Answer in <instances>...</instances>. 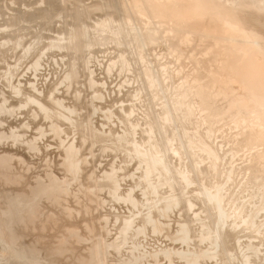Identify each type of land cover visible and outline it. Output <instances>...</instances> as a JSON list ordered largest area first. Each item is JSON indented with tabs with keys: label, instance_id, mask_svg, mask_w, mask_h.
<instances>
[{
	"label": "bare ground",
	"instance_id": "1",
	"mask_svg": "<svg viewBox=\"0 0 264 264\" xmlns=\"http://www.w3.org/2000/svg\"><path fill=\"white\" fill-rule=\"evenodd\" d=\"M67 1L48 0L27 16L17 11L4 16L0 146L25 144L37 153L41 138L50 133L63 147L57 155L62 167L78 175L89 143L87 154L103 174L92 191L102 202L109 200L108 206L123 205L133 213L121 234L134 227L140 235L149 226L158 232L157 209L167 218L184 219L183 243L195 239L190 235L195 222L214 236L206 251H174L184 264H264V0ZM41 75L43 92H37ZM102 109L108 112L99 121ZM13 120L20 124L9 126ZM32 126H38L35 137L16 138L19 129ZM7 152L0 158V181L9 184L16 178L4 173L13 164ZM131 164L127 181L123 172ZM18 198L0 210V264H47L33 246L20 248V230L12 234L17 217L20 223L24 219ZM145 212L138 223L135 217ZM29 220L17 228L29 233ZM113 244L107 243L108 250ZM243 246L251 253L243 254ZM79 260L72 255L70 263Z\"/></svg>",
	"mask_w": 264,
	"mask_h": 264
},
{
	"label": "rangeland",
	"instance_id": "2",
	"mask_svg": "<svg viewBox=\"0 0 264 264\" xmlns=\"http://www.w3.org/2000/svg\"><path fill=\"white\" fill-rule=\"evenodd\" d=\"M45 1H48V0H45ZM45 1L44 0H21V1L20 0H0V5H1L0 14L2 13V15H0V21L2 19L0 25H2V23L4 24L5 23L4 21H6V18L4 16L8 15V17H9V16H11V14L14 16L17 15V13H15L14 11H17L18 16H20V17H22L24 15V13H25L24 16H27L26 12L28 14V12H32L33 8L38 9L39 6L41 8V6L45 5L44 4ZM68 1H67V3H69ZM26 10H28V11H26ZM13 13H15V14H13ZM21 14H23V15H21ZM3 17L5 18V20L3 19ZM36 29H37V31L39 30V28H36ZM19 71L22 72L23 67H20ZM40 74L43 75L44 72H42ZM47 74H48V72H47ZM42 75L37 77L38 79H37V81H35L36 84L39 82L37 84L38 86L36 85L37 86L36 87L37 92L38 91L43 92V91H41V89L43 88V82L45 81V78ZM23 76H25V78H29L30 72L28 70H25V72L23 73ZM101 77H103V75H101L100 78ZM47 82H48V80H47ZM115 86H116V84H113L111 86L112 87L111 89H113ZM37 92L35 91V93H37ZM103 92L105 95H108L107 89H104ZM113 97H114V94H113ZM2 100H3V98L1 99V97H0V104L2 103ZM102 110H101L102 112H100L101 118L99 117V121H104V119H105L104 116L108 112V110H106V109H102ZM114 120L118 121L116 116L114 117ZM17 121H20V119ZM95 121H97V120H95ZM37 122L40 123V121H38V120H37ZM11 123H12V125H11ZM18 123L19 122L16 123V121L14 123V120H13V122L12 121L7 122V124L9 126L11 125V127L17 126ZM7 124H6V126H7ZM113 126H115V124H113ZM32 127H34L33 130L31 128H29V130H28L27 127L22 128L25 131H23L22 129H19L20 130V132L18 134L19 136H16V138L22 137V138H24V140H26L30 136L35 137V134H37V132H38V130H37L38 126H36V127L32 126ZM105 128H107V127H105ZM43 129H45V126H43ZM5 130L8 131L9 130L8 127ZM27 131H29V132H27ZM8 132H11V131H8ZM24 133L26 134V137H25ZM27 133H28V135H27ZM11 134H12V132H11ZM51 137H52L51 134L47 133L46 136H43L41 138V140L38 144L40 147L39 148L40 150H38L37 153L35 152L37 149L36 150L34 149V153L32 152L33 151L32 149H31L32 151L29 150L31 152L30 153L28 151L27 147H25L26 145L22 144V143H21L22 145H20L18 148L16 147L15 149H13L14 147H11L7 144H3L4 146L3 145L0 146V155L3 154L4 152L8 151L7 156L11 155L10 157L13 159V161H11V163L13 162V164H14V165L11 164L12 166L10 165L8 167V169L10 168L11 170H8L6 168V170H4V173L5 172L8 173L7 176L8 175L11 176L13 178V181L16 178L15 179L16 181H14L15 183L12 182V183L8 184V182L4 183L3 181L2 182L0 181V210H4L6 207H8L9 202H11L12 200L15 201L16 200L15 197L16 198L20 197V198H18V199H20V202H22V203L24 202V205L20 204L19 202L17 203V204L21 205L20 209L24 210V211L22 210V212H21L22 214L20 213L21 216H24V219H22L23 221L20 223V220H19L20 216H18L17 221L14 222L15 230L12 231V234L14 235L15 231L17 233L20 230L21 238L18 240V243L20 244L21 249H27V248H30L31 246H33L34 248L37 249V256L40 257V259H43L47 264L48 263L49 264H71L70 259H71L72 255H74V256L77 255L80 259L79 263H81V264H160L159 263L160 261H161V264H184L185 262L183 260H181L177 254H174L175 253L174 251L186 250V251H190L191 253H194V251L197 250L198 248H199L198 250L201 249V250L206 251L207 248H209L211 246V243L213 242L214 236L211 234L209 235L208 232L205 229H203L199 225V223H197V222L193 223V228L196 230L192 231V234H190L195 239H192V240H190L188 242H184V243L182 241H180V240H182V237L185 235L184 232L179 231L181 225L184 222V219L180 218V216L179 217L173 216L171 218L170 217L167 218L164 215H160V212L157 211V209L153 210V212H154L155 216L157 217L155 222L158 224V226H160V230L158 232L154 233L151 229V226H149V229L140 235L136 234L135 233L136 231L135 232L132 231V229H134V227H132V229L130 230L131 232H129L127 230L126 235L124 234L125 231L122 232V234H121V230H122L121 228H122L123 224H125V220L126 219H129V221L133 220V216H131V214L133 215V213L130 210H127L126 206H123V205L120 207L121 209H119L118 206H115V205L113 206V203H110V206H108L109 200H107L106 203L102 202V198H101L102 196L96 195L92 191V188L94 187L93 185L94 184H95V186L97 185L98 180L100 179V176H102L103 174L99 173L98 168H96V167L94 168L96 161H95V164L92 163V161L90 160L91 157L87 154V153H90L89 149L91 148L89 146V143H88V145L86 144L87 146H89V148L85 145L84 147H86V150L84 147L82 150L83 154L85 151V154H84V157H81L84 160L82 162L83 167H82L81 171L77 175V173L73 174V171L70 170L72 172V175H73L72 176V175H70L71 174L70 171L64 170V167H62L63 165L60 162V158H59L60 153L59 152H61L63 150V147L61 148L59 140H55ZM67 137H69V136L68 135L64 136V138H67ZM70 138H72V135L70 136ZM46 139L48 141L47 143H46ZM49 139L52 142H49ZM48 143H51L54 146L53 145H52V147L48 146V148H47ZM44 147L47 149H45ZM46 150H48V151H46ZM39 152H40V154L37 155ZM53 152H55V153H53ZM4 155H5V157L3 155H1L2 157H0L2 161L6 158V154H4ZM57 155H59V156H57ZM85 155H88V156L86 157ZM19 156H20V158H19ZM113 156H115V155H113ZM120 156H123V155L120 154ZM3 157H4V159H2ZM14 157H18L19 159H21V158L22 159H21V161L19 160L20 162H18L17 159L16 160L14 159ZM36 158H38V159H36ZM87 158H88V160H87ZM1 160H0V163H2ZM90 162H91L93 167L91 166ZM21 163L24 164V167H23V164H21ZM118 164H119V162H117L116 165H118ZM132 164L134 165V163H132ZM132 164L129 166L128 169H126L123 172V175L126 173L124 176L126 177L127 181L129 180L128 174L131 173V169L133 167ZM18 165L20 166V168H18L19 167ZM21 165H22V167H21ZM13 166H14V169H13ZM102 166H103V164H102ZM26 167L30 168V169H28L29 172L27 171V169H25ZM84 168L85 169L89 168V170H87V173H86V170ZM91 168H92V171L94 173L90 170ZM12 170H14L15 173L14 172L9 173V171H12ZM22 170H25V171H22ZM47 171H48V173L50 172L49 176L47 174ZM55 171H57L58 173ZM68 172H69V174H68ZM64 173H65V175H64ZM83 173H84V175H83ZM60 174H63V175H60ZM19 175H20V177H18ZM54 175H55V177L58 176V177H56L59 179L58 182L56 179H53ZM75 175H77V176H75ZM49 179H52V181L54 180L56 182L55 183L53 182L54 183L53 184V183H51L52 181L50 182ZM92 179H94V180H92ZM70 180H72V182ZM68 181H70V182H68ZM39 182H41L42 186L40 184H38ZM49 182L51 184V187L53 186L55 190L59 187L61 189L60 188L57 189L58 191L51 189V187H48L50 185ZM60 182L62 184H60ZM59 184H60V186L55 188V186H57ZM85 184H87V185H85ZM43 187H45V188H43ZM47 187L49 188V190L48 189L46 190L48 192V195H47V192L45 191V189ZM38 188L40 189V191H37ZM63 188L65 189V191L63 190ZM43 190H44V192H46L45 194L47 195L48 199L45 196V194L43 193ZM59 190L60 191L62 190L64 192H59ZM164 191H166V187L164 188L163 192ZM54 192L56 193V195L54 194ZM20 193H22V194L26 193L25 196H29V197H25L24 195H23V198L21 197L22 195L17 197V195ZM41 193H43V194L41 195ZM49 193H50V195H49ZM37 194L39 197L37 196ZM43 195L45 196V199H44ZM36 196L38 197L37 198L38 202H36V199H35ZM51 196H52V198H51ZM58 196H59V198H58ZM88 196H90V197H88ZM91 196H93V197H91ZM32 197H33V199H35L34 201H33ZM29 198L32 201H30ZM21 199L22 200L25 199V200L22 201ZM26 199H28L30 201V203H28L29 206L27 205L26 201H28V200H26ZM14 201H12V203ZM256 201L258 202V200H256ZM16 202H14L13 204H15ZM31 203H33V204L31 205ZM166 203H167L166 201H163L162 203H160L158 205V207H164V205ZM22 205L25 207L26 206H28V207L25 208V207H22ZM33 207H35V208L38 207V208L33 210ZM117 207H118V209H117ZM20 209H16L15 211L19 210V212H20L21 211ZM27 210H28V212H27ZM30 211H32L33 215H31ZM135 211H137V210H135ZM195 211H197V208L192 209V212H195ZM34 212L36 214H34ZM17 214H19V213L17 212ZM112 214H113V216H112ZM146 215H147V212L143 213L141 216L137 215L135 217V219L138 220V223L142 224L143 223L142 218ZM26 216H28V217H26ZM103 216H104V218L106 217L105 218L106 221L103 218ZM109 216H111V218ZM130 216L132 217V219H130L131 218ZM115 217L116 218L121 217V219L119 221L120 223L113 221V218H115ZM107 218H108V220H107ZM37 219H38V221H37ZM26 220H29V221L34 220L37 223L33 227H31L30 224H28L29 221H27L28 222L27 226L23 225V226H26V228H25L26 230H28V231L30 230L29 233L24 232L23 229L20 228L21 225L24 224ZM105 223H106V225H105ZM18 224H21V225L17 228L16 225H18ZM172 228H174V229H172ZM21 231H23V232H21ZM127 232H129V233H127ZM10 235H11V233H10ZM125 238L127 241L125 240ZM109 240H110V242H109ZM242 242L245 243V240H242ZM107 243L109 246L111 243L112 244L114 243L116 246L114 248H110L108 250ZM255 244L257 245V241H255ZM64 245L66 246V248H63ZM136 245H138V247H136ZM133 246L136 248H134ZM139 246H140V248H139ZM95 249H96L97 255H98L97 258H94V256H93V250H95ZM106 249H107V251H106ZM135 249H137V250H135ZM162 249H164V250H162ZM242 249H243L242 252L245 255L247 253H251V251H252V249L250 247L243 246ZM168 253L173 254V256H172L173 260L172 261H171L172 258H170L171 254H168ZM167 254H168V256H167ZM36 261H38V260H36ZM220 263H221L220 260L213 262V264H220ZM228 264H232V262L230 261V262H228Z\"/></svg>",
	"mask_w": 264,
	"mask_h": 264
}]
</instances>
